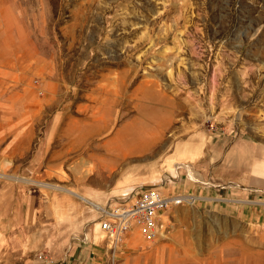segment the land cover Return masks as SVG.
<instances>
[{"label":"rangeland","instance_id":"obj_1","mask_svg":"<svg viewBox=\"0 0 264 264\" xmlns=\"http://www.w3.org/2000/svg\"><path fill=\"white\" fill-rule=\"evenodd\" d=\"M202 133L240 156L210 179L168 181L169 196L190 182L179 195L194 200L166 214L163 237L133 229L114 246L96 206L81 238L36 252L41 264H264V0H0V192L9 177L79 192L116 146L166 194V151ZM25 157L37 183L21 178Z\"/></svg>","mask_w":264,"mask_h":264},{"label":"crops","instance_id":"obj_2","mask_svg":"<svg viewBox=\"0 0 264 264\" xmlns=\"http://www.w3.org/2000/svg\"><path fill=\"white\" fill-rule=\"evenodd\" d=\"M237 143L228 137L206 133L178 140L172 151H166V194L170 192L168 181L183 180L182 174L186 172L189 173V180H193L190 169H199L205 179L218 175L220 165L228 163L226 160L229 156L233 159L240 156L235 147ZM114 148L113 153L100 159L97 170L92 164L83 169L81 190L72 194L44 192L39 187L11 188L19 185H16L17 182L12 183L9 177L6 183L9 186L0 192V264H41L34 259L36 252L63 249L81 238L85 227L101 217L96 206L111 209L130 197L138 198L149 188L143 185L154 182V170L151 175L140 176L137 164L130 163L128 166L119 148ZM11 149L12 144L5 146L4 155L8 153L11 158ZM19 153L18 159H21L22 151ZM24 160L25 165L21 167L24 168V175L21 178L37 183L40 180L38 176L43 177L41 166L36 165V158L30 160L25 157ZM5 161L4 157L3 166L7 168ZM253 175L259 183L263 181L264 175H256L254 172ZM30 181L25 183L30 184ZM140 185L143 189H140ZM189 185L190 182H185L178 186L173 195L185 193ZM198 192L200 188H191L190 195L194 197Z\"/></svg>","mask_w":264,"mask_h":264},{"label":"built area","instance_id":"obj_3","mask_svg":"<svg viewBox=\"0 0 264 264\" xmlns=\"http://www.w3.org/2000/svg\"><path fill=\"white\" fill-rule=\"evenodd\" d=\"M191 197L169 196L156 187L145 189L136 199L128 198L117 206L104 210L101 229L114 246H118L126 234L137 229L148 241L154 242L167 232L164 217L177 206L192 203Z\"/></svg>","mask_w":264,"mask_h":264},{"label":"bare ground","instance_id":"obj_4","mask_svg":"<svg viewBox=\"0 0 264 264\" xmlns=\"http://www.w3.org/2000/svg\"><path fill=\"white\" fill-rule=\"evenodd\" d=\"M47 186V185H46ZM194 199H192L191 201H193Z\"/></svg>","mask_w":264,"mask_h":264}]
</instances>
